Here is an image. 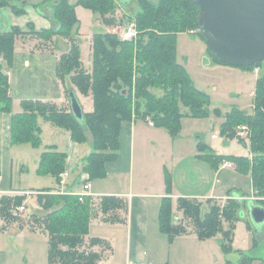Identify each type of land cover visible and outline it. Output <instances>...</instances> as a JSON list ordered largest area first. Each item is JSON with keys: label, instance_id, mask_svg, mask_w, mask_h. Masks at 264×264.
<instances>
[{"label": "trees", "instance_id": "1", "mask_svg": "<svg viewBox=\"0 0 264 264\" xmlns=\"http://www.w3.org/2000/svg\"><path fill=\"white\" fill-rule=\"evenodd\" d=\"M138 1L141 10L127 20L136 23L138 40L135 43L133 40L123 41L111 31L94 32L91 72L81 66L78 43L75 41V36L79 32L74 5L68 0L53 1L52 9L43 14L50 21V27L33 32L47 40L53 35L68 38L70 47L57 62V76L63 79L69 75L71 83L82 94L91 96L93 109L84 112L81 123L74 118L69 109L59 108L55 103L25 100L22 102L23 111L12 116V142H30L32 145H39L41 139L37 124L38 116L68 130L71 138L78 143L88 140V134L91 137L93 151L83 161L82 171L87 172L89 178L93 179L102 176L104 164L116 157L118 131L122 120H130L133 114L143 119L149 118L155 126H165L174 135L178 129L179 117L182 115L179 103L187 107L190 114L208 113L206 108L209 101L208 94L194 86L184 66L176 60L177 34L199 28L198 6L192 0ZM8 2V0H0V7L8 6ZM76 3L90 8L96 14V19L106 25L116 21L114 13L117 4L123 5L117 0H76ZM11 10L15 13H23L22 9H16L14 6H11ZM18 34H22V31L17 27L9 31H0V57L9 65L12 62L14 39ZM198 35L201 36L200 32ZM213 60L220 62L214 58ZM260 64L261 62H258L245 68H254ZM70 89L72 88L68 87L66 90L67 98ZM154 89H160L162 93L158 95ZM10 102L7 74L0 62V113L9 112ZM242 122L248 124L251 129L252 158L215 157L214 164L217 166V162L229 160L240 170L248 171L253 193L262 196L264 195V72L256 80L253 113L245 115L235 109L227 116L223 129L235 134L233 128ZM205 156L209 159L214 155ZM65 158L64 153L48 147L40 155L39 173L52 174L56 183L60 184V175L65 172ZM229 193L232 199H228L225 205H220L217 200L207 199L209 206L206 210L202 209L201 201L178 199L179 207L199 238L210 237L216 230L221 229L223 218L228 219L230 227L233 220H242L253 231L252 224L246 216L249 199L233 191ZM22 196L24 195L2 198L0 215L7 220L11 219L12 206L19 205ZM253 201L264 205L255 199ZM35 202L43 215L32 214L31 218L35 220L34 222L39 221V227L47 234L50 264H95L100 254L79 250L87 235L90 217L99 210L104 215L105 221H123L124 218L119 216L118 211H125L127 206L125 200L121 198L105 196L98 202L96 209L92 206L93 201L91 202L89 196H85L83 201H80L77 195L54 193L51 188L39 189L35 194ZM92 207L96 210L94 211ZM158 220L160 230L169 238L187 232L184 222L173 219L168 198L162 201ZM230 227L224 232L225 251L232 249ZM256 241L257 238L254 236V242ZM89 243L105 245V248H109L105 241L98 238H91ZM236 252L242 255L240 250Z\"/></svg>", "mask_w": 264, "mask_h": 264}, {"label": "crops", "instance_id": "2", "mask_svg": "<svg viewBox=\"0 0 264 264\" xmlns=\"http://www.w3.org/2000/svg\"><path fill=\"white\" fill-rule=\"evenodd\" d=\"M33 19L37 23L31 22V20H27L23 16H16L6 7H0V31H9L13 27H17L22 31V34L15 36L11 64H7L0 57L3 70L7 74L9 95L11 97L9 112L0 113V143H2V145L0 144V156L2 157L0 164V193L7 195V197L23 195L22 193H24V190H13L11 182L9 180L6 181L7 176L10 178L11 172L9 149L12 116L23 111L22 102L25 100L51 102L60 108L65 106V109H69L67 93L64 90L65 79H59L56 72L57 62L62 52L49 51L51 49L49 44L39 45L41 38L38 36L32 34H28L29 36L23 35L24 31L30 32L31 29L37 30L50 27L51 25L48 18L43 15ZM34 45L39 48H33ZM85 70L87 69L85 68ZM69 87L74 90L77 96V90L71 86ZM77 98L79 100L78 96ZM141 122L147 124L151 129L155 126L149 118L133 117L130 120L121 121L118 131L116 157L104 164V173L97 179L91 180L89 174L82 171L83 161L93 151L91 140L84 141L85 147H81V142L74 141L68 131L62 148L57 143L45 144V149L41 151L40 155L48 147H53L54 150L66 155L65 172L67 176L64 177L63 184L56 183L57 188L39 186L30 190V192L36 194L39 189L51 188L54 193L59 191L79 193L82 191V184L85 178L89 183L90 195L88 196L91 197L93 203L96 202V209L98 208V202L105 196L125 200L127 204L126 210L118 211L119 216L124 218L123 221H105L103 220L104 215L99 210L92 214L96 222H89L84 243L89 244L88 249L90 251L100 254V258L95 264H189L186 259V251L189 252L190 249H187L188 246L175 245V241L179 238H195L198 235L194 232L189 220H187L188 231L186 233L169 238L166 233L162 232L158 220L162 201L165 198L169 199L170 204L173 198L176 200L178 198H188L202 201L204 199L198 200L196 198L208 196L210 198L207 199L220 202L226 197H232V195L228 193L222 197H217L218 195H214L212 192L204 196L195 193H165V181L163 182L162 172L163 169L165 171L168 169L167 163L164 162L167 158V150L170 147L168 135L161 128L145 131L146 128L142 126ZM37 124L38 126L40 124L38 120ZM39 128L42 134V126L40 125ZM4 142L6 143L5 146ZM150 167H155L156 171H150ZM135 170L138 171V174H141L140 180L135 179ZM145 172L147 177H144ZM253 196L252 188L251 194L245 195V197L246 199L254 200ZM32 200L36 204L35 196ZM37 207L30 209L31 212L32 210L41 211ZM32 214H29L30 217ZM0 218H2L0 220V264H50L48 260L47 234L39 227V221H30L27 225L28 228L15 229L8 224L9 220L1 215ZM179 222H184V220ZM248 232L249 230L247 229L243 242L248 245L251 244L253 254L248 255L245 252L246 249H249L248 246L247 248L246 246L234 247L231 241L232 251L240 250L242 252V255L239 254L238 264H264V227L262 228L261 236L256 237V242H254L255 234L254 236L252 234L251 237ZM91 238L105 241L109 248H105V245H90L89 241ZM171 248H174L175 252V258L172 263L170 260ZM210 250L214 253L211 256L214 258L213 261L210 259L208 264H234L232 260L227 258V253L224 256L222 252V255L219 253L217 245L216 247L209 246ZM224 261H228V263Z\"/></svg>", "mask_w": 264, "mask_h": 264}, {"label": "rangeland", "instance_id": "3", "mask_svg": "<svg viewBox=\"0 0 264 264\" xmlns=\"http://www.w3.org/2000/svg\"><path fill=\"white\" fill-rule=\"evenodd\" d=\"M8 1L9 5L2 7L8 8L11 12H13L11 6H14L16 9H22L23 13H13L16 16H23L34 23L37 22L33 18L40 17V15L49 12L54 3V0ZM68 1L74 5V13L78 20L79 33L76 34L75 41L78 43L81 66L91 72L93 33L98 31H111L118 34L120 27L128 22L127 20L129 17H133L140 11L141 7L138 0H117L124 6L117 4L118 6L114 13L116 21L110 25H106L96 19V14L90 8L76 3V0ZM126 2H128V4H126ZM198 32L199 29H189L188 31L179 32L177 34L175 45L176 60L183 64L194 86L208 94L209 101L206 105L208 113L204 115L190 114L188 108L179 103L182 115L179 117L178 129L174 135L171 134L165 126H154V128H152L163 129L168 135V144L170 145L166 153L167 158L164 160V162L167 163L168 169L166 171L163 169L162 172L163 182L165 181L164 191L165 193L173 192L177 194L195 193L203 196L212 192L214 195H218L217 197H222L233 191L246 198L245 195L251 194L252 192V182L249 172L240 170L232 161L230 162L233 163V168H223L222 164L225 160L217 162L218 164L215 166L214 158H252L250 150L251 129L248 124L242 122L235 126L233 128L235 134H232V132L229 133V131L226 132L227 130H224L223 126L227 122V116L235 109L240 110L245 115H251L253 113L255 84L257 78L264 72V61L254 68L232 66L216 62L211 57L204 40L198 35ZM28 34L38 36L34 34L32 29L30 32H23L24 36H29ZM38 37L41 38V43L39 42V45L49 44L51 46L49 51L56 50L58 53L62 52L59 59L63 54L68 52L70 47L68 38L61 35H53L49 40L41 36ZM138 38L139 35L137 32L135 39H132L133 42L135 43ZM49 41L50 43H48ZM37 47V45H34L33 48L37 49ZM63 80L65 92L69 86L75 88L84 112L92 111L93 105L90 95L82 94L76 86L71 83L69 75H66ZM154 92L158 95L162 93L160 89H154ZM63 109H65V106ZM132 116L138 117L135 114ZM37 120L38 123H40L39 126L41 125L43 128L42 134L40 132L39 135L41 139L39 145L35 146L30 142L14 143L12 141L10 144L9 155H11V172L10 178L7 176L6 181L9 180V182H11V188H13V190H24V193H22L24 196H22L20 204H24L26 207L25 211L20 213H17L14 209L11 210L12 217L9 219L8 224L10 226L12 225L15 229L28 228L27 225L30 221H35L30 217V213H35L37 216L43 215V212L40 210H32L31 212L30 209L36 208L37 205L32 200L35 194L31 193L30 190L39 186L57 188V185L52 174L39 173L40 153L45 149V144L57 143V145L62 148L65 142V135L68 134V130L65 128L54 125L51 122H44L40 116L37 117ZM141 124L146 128L145 131L152 130L144 122H141ZM87 138L91 140L88 134ZM83 143L85 142L80 143L82 144L81 147H85ZM0 144L2 145V143ZM5 144L4 142V146ZM208 153L214 156L206 159L205 155ZM154 155L156 156V154ZM1 160L2 157L0 156V164ZM154 170L156 171L155 167H150V171ZM144 175V177H147L146 172ZM140 176L141 174H138V171L135 170V179L140 180ZM97 178L98 177L93 179ZM253 195L255 200L264 204V195L256 196L255 193H253ZM5 197H7V195L0 193V200ZM207 198L210 197L196 198L198 200L204 199L201 201L203 203V210H206L207 206H209ZM178 199H171V214L174 220H184V224L187 228L188 221L183 210L179 207ZM228 199L232 198L226 197L218 202L220 205H225ZM95 203L96 202L91 203L92 206H96ZM92 209L94 211L96 210L94 207H92ZM90 219L89 222H96L94 215L92 218L90 217ZM0 220H2V218H0ZM260 226L263 228L264 223ZM229 227L228 219L223 218L221 221V229L216 230L210 237L203 239H200L198 236L195 238H179L175 241V245L182 247L188 246L187 249H190V251H186V259L189 264H208L210 259L213 261L214 257L212 258L211 256H213L214 253L212 250L209 251V246L216 247V245L218 246L220 254L222 252L224 256V254L226 255L227 253V258L232 260L234 264H238L240 258L238 252L232 251V249L231 251H225L223 247V243L225 242L224 232ZM230 229V238L233 246H246V248L248 246L249 249H246L245 252L248 255L253 254L254 252L251 251V244L248 245L243 242L247 229L251 232H248V234H251V237L252 234L254 236L253 231L248 228L247 224L242 220H233ZM88 245V243H83L79 250L81 251V249H84V251H88ZM170 250V260L172 263L175 258V252L174 248ZM224 262L228 263V261Z\"/></svg>", "mask_w": 264, "mask_h": 264}, {"label": "water", "instance_id": "4", "mask_svg": "<svg viewBox=\"0 0 264 264\" xmlns=\"http://www.w3.org/2000/svg\"><path fill=\"white\" fill-rule=\"evenodd\" d=\"M192 1L199 8V32L214 59L240 67L264 61V0ZM68 107L74 118L82 123L83 107L73 89L68 91ZM248 202L246 216L253 233L260 237L264 205L252 199Z\"/></svg>", "mask_w": 264, "mask_h": 264}, {"label": "built area", "instance_id": "5", "mask_svg": "<svg viewBox=\"0 0 264 264\" xmlns=\"http://www.w3.org/2000/svg\"><path fill=\"white\" fill-rule=\"evenodd\" d=\"M118 37L120 40L123 41H131L132 39H135L136 35H137V28H136V23L133 20L128 21L125 25L120 27V30L118 32ZM152 124V122H150ZM233 163H231L230 161H223L222 167H231ZM67 176L66 172H63L60 175V184H63L64 182V177ZM60 193H67V194H73V195H77L79 197L80 201H83V198L85 196L90 195L89 193V183L88 180L84 178V182L82 184V191L79 193H72V192H68V191H59ZM12 208L17 212H24L26 207L24 204H19V205H14L12 206Z\"/></svg>", "mask_w": 264, "mask_h": 264}]
</instances>
